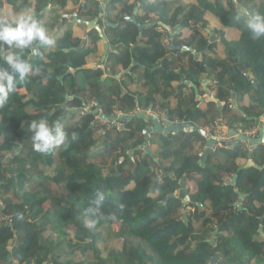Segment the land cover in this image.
<instances>
[{
    "label": "trees",
    "instance_id": "1",
    "mask_svg": "<svg viewBox=\"0 0 264 264\" xmlns=\"http://www.w3.org/2000/svg\"><path fill=\"white\" fill-rule=\"evenodd\" d=\"M68 1L0 0V10L4 4L17 13L33 8L50 33L60 23L61 12L69 16ZM120 2L124 3L119 10L114 5ZM171 2H112L109 10L116 14L109 19L113 25L107 30L114 50L103 64L105 77L98 70L70 72L97 54L98 43L103 40L98 26L89 31L84 45L83 39L75 38L69 30L62 38H54L53 49L40 48L34 56L30 50L24 51L33 74L18 84L0 108V202L4 205L0 206V217L13 219L11 226L0 225V264H264V220L262 224L260 221L264 218V144L253 152L255 167L249 169L238 163L248 157L242 142L232 152L211 153L202 165L195 144L200 142L204 147L205 139L198 133L160 136L159 163L155 155L139 151L145 143L147 122L141 115L129 116L137 108L165 111L172 120L185 119L202 128L217 126L226 118L237 130L232 113L245 128L259 122L264 126V39L251 37L244 23L246 14L236 12L233 0H195L184 5L183 0ZM213 4L228 7L216 15L225 26L239 25L242 33L238 41L223 40L225 59L216 54V44L209 45L198 30V26H207L205 11ZM99 9L98 0H85L79 6L77 21L99 19ZM257 10L264 14V0ZM47 16L53 21L45 24ZM132 16L135 22L128 21ZM67 22L63 19L60 24ZM159 27L165 34L158 31ZM184 29L193 31L191 39H182ZM175 30L177 34L172 37ZM167 34L175 49H166ZM183 47L192 51H182ZM7 50L5 47L0 56L7 55ZM193 51L204 53L201 60ZM126 79L143 80L145 94H133ZM203 80L210 81L209 88L216 91L218 102L224 103L222 114L215 102L200 110L193 89L189 95L185 93L188 83L200 89ZM233 95L239 102L249 97L242 111L232 108ZM93 102L101 106L105 118L114 117L115 112L130 117L126 128L105 129L96 136L101 127L95 126V113L79 114ZM41 118L64 125L70 140L66 147L47 154L33 150L31 133L25 126ZM72 132L78 135L75 141H71ZM100 149L97 157L103 160L98 163L94 151ZM6 157L16 167L12 162L3 168ZM40 167L43 172L36 175L34 171ZM162 171L166 176L157 181ZM234 176L235 185H224ZM35 178L39 180L29 191ZM183 178L189 187L195 183L193 189L187 187L195 204L187 222L182 196H172ZM132 182L135 186L131 189ZM97 189H103L107 198L96 227L88 228L85 220L90 217L85 210ZM237 192L245 197L242 210L235 206ZM119 204L125 206L123 211ZM207 207L212 214L204 220ZM115 223L120 225L115 236L123 246L112 247L104 256L101 245L112 238L105 231ZM213 232L215 243L211 241Z\"/></svg>",
    "mask_w": 264,
    "mask_h": 264
},
{
    "label": "clouds",
    "instance_id": "2",
    "mask_svg": "<svg viewBox=\"0 0 264 264\" xmlns=\"http://www.w3.org/2000/svg\"><path fill=\"white\" fill-rule=\"evenodd\" d=\"M244 23L253 39H264V14L247 13ZM5 47L9 51L7 55L0 56L4 65L0 67V108L7 104L10 95L16 92L18 84L24 82L33 72L31 64L23 55L24 51L30 50L34 56L39 53L40 48H55L56 41L39 22L35 9L25 8L12 21L0 18V52H3ZM13 49L19 51H12ZM29 131L32 148L40 154L51 153L62 146L66 147L70 142L69 133L59 120L52 122L44 118L33 120L29 125ZM77 138V133L72 132L71 141ZM106 198L107 194L103 189L94 192L90 206L85 210L86 216L90 217L85 220V227H96ZM124 207L123 204L118 205L120 211H123ZM17 218L23 219V215L17 214ZM111 218L115 219V216Z\"/></svg>",
    "mask_w": 264,
    "mask_h": 264
},
{
    "label": "flooded vegetation",
    "instance_id": "3",
    "mask_svg": "<svg viewBox=\"0 0 264 264\" xmlns=\"http://www.w3.org/2000/svg\"><path fill=\"white\" fill-rule=\"evenodd\" d=\"M233 1H234V4H235V8L237 10L236 12L239 13V14H243V13L244 14H247V13H250V12H258V10L256 11V7L261 2V0H257L254 3H248L246 0H243L242 3L239 2V0H233ZM227 8L228 7H225L223 5H222V7H219V6L217 7L215 4L211 5L205 11V20H207L206 19V14L208 12L214 11V13L216 14V11H220V12H224L225 10L227 11L228 10ZM249 8L252 11L249 10ZM217 15L219 16V14H217ZM223 24H224V22H223ZM235 25H236V27H238L237 24H235ZM159 29H162L164 31V28H162V27H159ZM159 29H158V31H159ZM178 30H180V27H178ZM198 30L202 34V36L207 40V42H208L209 45H211L213 43L214 44L217 43V41H216L217 40V37H218L217 31L216 32H213V35L208 36V32H210L208 21H207V26L205 28H199V26H198ZM185 31H190L192 33V36L189 37V38H186L185 37ZM181 33H182V39L183 40H189L194 35V33H193V31L191 29H184V30H182ZM161 34H165V31H164V33H161ZM176 34H177V31L175 30L174 33L172 34V37L174 35H176ZM219 34H220V37H221L222 33L220 31H219ZM168 36H169V38L167 36H165V41H166V37L169 39L167 45L165 43L166 49H168L170 46L172 47V49H175V47L173 45V39H172V37L170 35H168ZM181 50L182 51H192V49H190L188 47H183ZM204 52H206V50ZM215 52H216V50H215ZM192 53H193L194 57L197 60H201L202 54H204V53H197L195 51H193ZM32 57L33 56H31V58ZM209 84L210 83H209L208 80H203L201 82V88L198 89L195 85H193L191 83H188L187 89L188 88L190 90L193 89V91L195 92L196 99H197L198 102H200L199 103V106H198V108L200 110L204 111L207 108V104L209 102H215L220 107L219 108V112H220V114H222L223 107H224V103L218 102V100L216 99V91L210 89L209 88ZM177 85H179V84H177ZM185 90H186V88H185ZM232 108L234 109V106ZM140 111H141V114H139V115H141V117L145 118L146 119V122H147V119H149V116H151V118L153 116V119H155V121H157L158 124H159V131H160V133H157V134L153 133V134H150L149 135L150 141L147 144V146L150 148V150H147V149H145L144 146H142L141 147V149H142L141 152L143 154L148 152L151 155H153V149H152L151 145L153 146V140H155V138H157L159 141H161L160 136L161 137H168L169 135L176 136L179 133V131L174 132V134L173 133H167L166 132V130L168 128L172 127V125L173 126H177V127L183 126V127H187V128H193L194 130L191 133H198L201 137H203L205 139V146L204 147L202 146L203 144L200 143V142H196V144H195V148L197 149L195 151V153L198 154V156L200 158V161L199 162L202 165H204L206 163L207 157L211 153H213V152H215L217 150H223V151H227V152H232L235 149V147L239 143L242 142V143H245V148H246V150L248 152V157H247L246 160L239 161L238 162L239 165L243 166V168H245V169H249L251 167L252 168L255 167V163H254L253 166H250V167L248 165H249V161L250 160H253V156L252 155H253V152L256 150V148H253V145L250 142L256 140L257 138L256 139H251L248 136H244V135L238 134V130L239 129L247 130V129L251 128V127H246L245 128L237 120H236V123L237 124H234V125H237L238 126L237 130L231 128L230 123H229V121H231V120H229V119L227 120L226 118H224V119L221 118L219 120L217 126L202 128V127H199L197 125H194L193 123H191V122H189L188 120H185V119H182V120H180V119L174 120L173 119L172 120V119H170V117L168 116L167 112H165V111H160V110H157L155 112H153L151 110H149V111H142V110H140ZM234 111H240V110L239 109H234ZM224 120H225V124H223V122H222ZM226 120H227L228 123H226ZM151 121H148L146 123L147 126H150L151 125ZM215 129L218 130V132L221 135V137H228L230 139L228 142H224L223 143V146H217V144H218V141H217L218 135L214 134V130ZM191 133H187V134H191ZM156 135L157 136L159 135V137H157ZM158 158L156 157V162L157 163H159ZM162 173H163V171H162ZM165 176L166 175H163L160 178L158 177V178H156V180L158 179L157 181H160ZM235 183H236V176H234L233 178L229 179L224 185H235ZM191 184H193V186H191ZM194 184L195 183H190V187H189V183H188V185L186 184V178H183L181 180V182H180V188L175 192V194L172 195L173 197L182 196V203H183L182 213H183V216H184V220H186V222L188 220V216H190L191 213L194 211L193 210V205H195L191 201V198L189 196V191H187V187L193 189ZM237 193H238L239 197H238V201L235 203V206L237 207L238 210H242L243 209L242 208L243 200H244L245 197H244L243 194H241L239 192H237ZM241 195H243V198H241ZM187 209H190V213H186ZM211 214H212L211 208L210 207L205 208L204 220L209 219L211 217ZM263 220H264L263 217L260 218L261 224L263 223ZM260 232L263 234V226L262 225H261ZM214 234H216V232H213L212 233L211 241L213 243H215Z\"/></svg>",
    "mask_w": 264,
    "mask_h": 264
},
{
    "label": "crops",
    "instance_id": "4",
    "mask_svg": "<svg viewBox=\"0 0 264 264\" xmlns=\"http://www.w3.org/2000/svg\"><path fill=\"white\" fill-rule=\"evenodd\" d=\"M99 1V19H98V24L97 26L101 28L102 33L104 35L103 40H101L98 45H99V50L97 52V54H91L90 56H88L87 58H85L83 61V65H80L76 68H71L74 69L75 72L79 71V70H87V71H91V70H98V71H102L103 75L105 76V71H104V67L103 64L106 62L108 56L113 52L114 47L110 46V42L108 39V36H110L108 34V28L112 27V23H110L109 19H113L114 15L116 14V12L111 11V9L109 10L111 4L113 1L115 0H98ZM151 2H154L155 0H150ZM85 0H69L68 1V5H67V11L69 12V16L66 18L63 14L64 12H61V16L59 18V22L61 23L63 21V19H67L68 22L67 24L63 25L60 23H56L55 27L53 29H51L50 35L53 38H62L64 36V34L71 30L73 32V36L76 38H82L83 42L82 45L85 44V41L88 39V33L89 31L92 29L88 26L89 23H85V22H79L77 21V12L79 10V6L80 4L84 3ZM132 2V1H131ZM195 0H183V2H181L182 5L187 4V3H194ZM124 2H120V3H116L114 6H117V8L120 10L122 8L121 5H123ZM6 6L9 7L8 8V12L5 11ZM138 7L135 9L134 14L136 15L138 13ZM50 9V6L47 7V10ZM172 13V12H171ZM11 14V16H10ZM18 13L15 12L11 6L4 4L3 8L0 10V18H5L7 20H14L15 18H17ZM47 18H49V16H47ZM46 18V19H47ZM74 18V19H73ZM206 19L209 23V29L210 32H208V36L213 35V32L217 31V43L216 44V54L222 58L225 59L227 54H226V45L224 43V41L227 42H232V41H238L241 38V30L239 29V25L238 27H228L225 26L221 20V18L216 15L214 13V11L212 12H208L206 14ZM49 23H51L53 20H48ZM48 21H44L43 23L48 24ZM94 21V20H93ZM93 21L91 23H93ZM101 21L102 23L100 24ZM128 21H133L135 22V17L132 16L130 18H128ZM100 25V26H99ZM95 28V27H93ZM212 31V32H211ZM219 31L222 33L221 37L219 34ZM49 32V30H48ZM185 33L187 34L186 38H189L192 36V33L190 31H185ZM106 40V41H105ZM224 40V41H223ZM106 45L109 47V51L108 54L106 56V60L105 62H102V58L105 56V47ZM8 51L6 52V54H8ZM70 69V70H71ZM73 72V73H75ZM30 74H33V72H31ZM103 76V77H104ZM38 80H41V78H37ZM210 83V81H209ZM235 104L234 109H239L240 111H242V108L247 106L249 103V97H245L243 102L242 101H238V97L237 95L235 96ZM231 115H234V120H238L239 116L236 113H232ZM237 115V116H236ZM228 120V119H227ZM226 120V123H228ZM264 121V119H263ZM223 124H225V120L222 121ZM152 149L154 151L155 147L152 146ZM135 184L132 182L130 185V188H134Z\"/></svg>",
    "mask_w": 264,
    "mask_h": 264
},
{
    "label": "rangeland",
    "instance_id": "5",
    "mask_svg": "<svg viewBox=\"0 0 264 264\" xmlns=\"http://www.w3.org/2000/svg\"><path fill=\"white\" fill-rule=\"evenodd\" d=\"M170 2L171 1H174V2H177L178 0H169ZM171 3H173V2H171ZM175 5L176 4H174L173 5V8H176L175 7ZM8 8L9 7H7L6 6V9H5V11L6 12H8ZM173 8H171V10H170V12H172L173 11ZM166 9L167 10H169L170 9V7H166ZM10 16H11V14H10ZM11 19V18H10ZM9 19V21H11ZM48 20H50V18H47V19H45L44 21H48ZM187 36V34L185 33V37ZM165 43H166V45H167V41H165ZM188 61V58L187 59H185V62H187ZM106 76V75H105ZM104 76V77H105ZM126 81L128 82V85L130 86V90L132 91V93L133 94H136V93H139V92H141V93H143V94H145V92H146V88L144 87L145 86V84H144V81L143 80H141L140 82L139 81H137V80H135L134 82H131L129 79H126ZM185 93L187 94V95H189L190 93H191V91H190V89L188 88H186V90H185ZM173 103L174 104H176V102H175V100H173ZM36 113V112H35ZM115 113H119V112H115ZM36 114H39V113H36ZM80 114V113H79ZM76 121H78V119H76V120H74V124L76 123ZM232 122V121H231ZM70 124V123H69ZM72 124V123H71ZM29 125L30 124H27L25 127H26V129H28L29 130ZM107 130H105V128H101V129H98V131H97V134H96V136L97 135H102L103 134V132H106ZM116 135V133L113 135V136H115ZM139 137V136H138ZM153 146L154 147H156L155 149H154V151H153V156L154 155H156V157L158 158L159 156V153L162 151V148H161V141H159L157 138H155V140H153ZM140 150L139 151H141L142 149L141 148H139ZM197 149L195 148V151H196ZM138 151V152H139ZM100 152H102V149H100L99 151H94V159L98 162V163H101V161L103 160V159H100V158H98L97 156V154L98 153H100ZM131 156H134L135 157V153L134 152H132L131 153ZM134 157H132V158H134ZM139 158H141V157H139ZM136 159H138V158H136ZM94 160V161H95ZM109 161H111V159H108ZM158 160H160L159 158H158ZM12 162L13 161H11V160H9L8 159V157H6L5 159H4V163H3V168L6 166V165H8V164H12ZM12 166L13 167H16V164L13 162V164H12ZM43 172V168L42 167H40V168H38V169H36V171H34V173L37 175V174H41ZM163 176V173H159V178L160 177H162ZM38 181L39 179L38 178H35L32 182H30V184H29V191H31L34 187H35V184H36V182H34V181ZM31 186V187H30ZM191 186H193V184H191ZM10 196H12V192H9L8 193ZM2 203V202H1ZM1 203H0V206H1ZM186 213H190V209H187V211H186ZM119 224L118 223H115V224H113L112 225V227L110 228V230H108V231H105V233H106V235H107V232L109 233V235H111L112 236V238L111 239H109V241H108V243H106V244H104V245H101V247H102V254L105 256H107L110 252H111V249H112V247H115L116 246V248H121V246H123L122 244H121V240L119 241L117 238H116V236H115V233H117L118 231H119ZM71 233H73V231L71 232ZM56 238V237H55ZM89 259L90 260H92V258L91 257H89Z\"/></svg>",
    "mask_w": 264,
    "mask_h": 264
},
{
    "label": "built area",
    "instance_id": "6",
    "mask_svg": "<svg viewBox=\"0 0 264 264\" xmlns=\"http://www.w3.org/2000/svg\"><path fill=\"white\" fill-rule=\"evenodd\" d=\"M159 31L161 33H164V31L162 29H159ZM168 38L166 37V41L168 43ZM95 113V126L97 127H101V128H105L107 130L109 129H114L116 128L117 130H122L125 129L126 127V122L128 121V119L131 117H135L138 116L139 114H141V111L137 108L134 112V114L129 115L130 117H124V115H122L121 113H115L114 117L112 118H105L103 116V111L101 106L98 105V103H90L89 105H87L86 107H84L81 111L80 114L82 116L88 114V113ZM124 118H126L127 120H124ZM172 127H174L172 125ZM263 129V125L262 122H259L258 124H256L254 127H251L247 130L244 129H239L238 130V134L244 135V136H248L251 139H258L259 138V133L260 131ZM174 134V133H173ZM214 134L218 135L217 141L218 144L217 146H223L224 142H228L230 139L228 137H221V135L219 134L218 130L215 129L214 130ZM1 203V202H0ZM1 207H4L3 203H1ZM13 222V219L11 216L8 215H2L0 217V225H4V226H11Z\"/></svg>",
    "mask_w": 264,
    "mask_h": 264
},
{
    "label": "water",
    "instance_id": "7",
    "mask_svg": "<svg viewBox=\"0 0 264 264\" xmlns=\"http://www.w3.org/2000/svg\"><path fill=\"white\" fill-rule=\"evenodd\" d=\"M73 19H74V18H73ZM97 24H98V19L95 20V21H93V23H89L88 26H89L90 28H93V27H97ZM98 29H99V31H101L102 37H103V39H104V36H103L102 30H101L100 28H98ZM108 51H109V47L106 45V47H105V56L102 58V62H105V60H106V56H107V54H108ZM70 72L73 73V72H75V70H74V69H71ZM253 84H254V86L256 87L257 84H256L255 81H253ZM234 99H235V95H233V104H235ZM124 120H127V119L124 118ZM151 120H152V121H151ZM148 121H151V125H150V126H147L146 129H145V131H144V135H145V143H144L143 146L145 147V149L150 150V148L147 146V144H148L149 141H150V137H149V135H150V134H153V133H155V134L160 133V131H159V124H158L157 121H155V119H153V116H152V118H151V116H149V119H147V122H148ZM193 130H194L193 128H187V127H183V126H180V127L174 126V127H170V128H168V129L166 130V132H167V133H174V132H176V131H179V132H183V131H184V132H186V133H191ZM250 143L253 145V148H257L258 145L264 144V127H263V129L260 131V133H259V138L256 139V140H254V141H251ZM253 165H254L253 160H250L248 166L250 167V166H253ZM157 180H158V179H157ZM241 198H243V195H241Z\"/></svg>",
    "mask_w": 264,
    "mask_h": 264
}]
</instances>
